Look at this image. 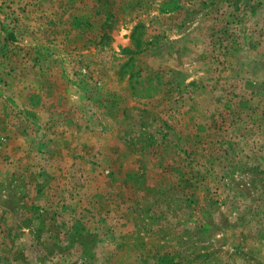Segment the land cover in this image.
<instances>
[{
    "label": "rangeland",
    "instance_id": "1",
    "mask_svg": "<svg viewBox=\"0 0 264 264\" xmlns=\"http://www.w3.org/2000/svg\"><path fill=\"white\" fill-rule=\"evenodd\" d=\"M0 264H264V0H0Z\"/></svg>",
    "mask_w": 264,
    "mask_h": 264
}]
</instances>
